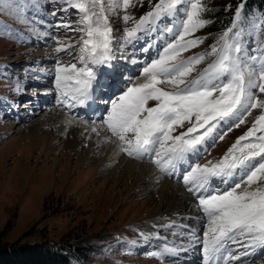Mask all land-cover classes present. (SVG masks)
Listing matches in <instances>:
<instances>
[{"label": "rangeland", "instance_id": "1", "mask_svg": "<svg viewBox=\"0 0 264 264\" xmlns=\"http://www.w3.org/2000/svg\"><path fill=\"white\" fill-rule=\"evenodd\" d=\"M18 2L27 9L23 16L35 23H25L16 12L0 10V20L4 23V29L0 31L3 32L0 34V71L7 69L6 73L10 74V77L0 75V132L7 131V136L0 140V244L46 241L88 244L92 246L93 251L82 264H203L202 240L207 218L200 214V220L187 222L189 215L199 213L187 208L184 212L181 211L180 215H173L176 212L173 211L175 206L180 202L192 200L196 202V207L199 206L197 197L187 190L183 175L192 167L208 165L209 162L215 164L224 158L237 139L252 127L261 110L253 109L250 114L245 115V122L239 127L233 126L231 121L222 122L213 132L214 139L204 143L209 141L207 150L199 149L189 154L175 170L162 172L153 162L156 159L155 151L140 158L130 157L120 151V141L103 123L110 103H101V98H97L93 104L98 107L90 112V117L80 116L77 107L69 108L57 103V62L64 65L78 62L77 42L81 33L57 28L56 25L64 21L74 28L80 18L78 10L69 8L59 0H39V7H34L31 0L28 3L26 0ZM101 2L112 28L113 52H119L126 57L132 52L131 46L137 40L132 44H125V30L132 28L135 21H138L146 10L153 8L158 0H131V6L127 9L119 6L120 0ZM202 2L208 9L204 18L211 22L185 37L202 42L183 51L178 59L187 61L201 54H205V59L194 65V70L185 78L186 81L196 79L216 59L214 55L207 54L217 45L224 32L215 34L210 29L219 8L234 9L229 15L231 22L228 29L232 28L236 10L240 8V18L233 33H240L237 39L248 50L249 55L253 54V48H259L258 41L264 39V29L258 27L263 19L257 13H243V1ZM65 8H68V11H64ZM53 13L56 15L53 16ZM124 15L133 19L126 23L123 20ZM175 23L179 25L180 19ZM167 27H172V23L166 20L159 22L151 31V40L146 38L147 32L139 33V39L149 40L151 57L149 54L148 58L141 59L135 75L131 76L126 71V75L119 76L121 81L117 85L120 91L113 96L108 94L103 100L110 102V99L118 97L130 84L144 82L145 78L140 75L142 69L152 60L158 59L168 43L174 42L178 35V29L168 33L165 31ZM211 36L215 37L214 40L206 41ZM57 41L74 45L69 49L71 54L68 51L57 53L55 49L61 46ZM132 58L138 60L137 57ZM159 86L165 90H173L166 83ZM255 95L257 99L264 100V93L256 91ZM154 103L149 101V106H154ZM56 112L64 119L80 122L82 126L93 124L95 131H100L98 134L102 137L101 141L95 138L96 135L88 139L81 136L75 148L67 149V144L63 143L66 135L57 133L58 126H54L57 117L52 114ZM94 114L98 116L97 119L93 118ZM44 121L49 122L47 126H42ZM33 125H38L36 134L22 130ZM189 126L191 125L185 122L183 127H176L171 135H180L186 132ZM28 134L35 136L32 135L31 140L26 139ZM218 134L224 138L219 139ZM38 135L40 138L37 140ZM256 135L261 133L257 132ZM107 144L112 149L108 148ZM91 152L96 155H91ZM65 155L67 158L61 159ZM128 159L136 164L143 163L148 166L140 173L138 168L124 172L130 163ZM60 161L62 164H57ZM182 165L184 169L179 171L183 168ZM239 179L240 177L235 182ZM235 182L224 184L221 180L217 181L213 183V190H227L234 186ZM100 184L101 190L95 191ZM169 187L171 195L167 194L170 195L167 197L164 192ZM142 190L146 193H141ZM151 190L155 192L149 193ZM177 194L178 199L174 202ZM193 233L199 237L201 243L196 242ZM145 236L150 238L145 239ZM165 245L176 247L179 256L151 255L154 251L163 252ZM195 245L198 247L194 248ZM181 246L187 251H183ZM229 251L235 255L243 249L238 248L236 244H230ZM242 260L243 264H264V254L258 253L251 259L242 257Z\"/></svg>", "mask_w": 264, "mask_h": 264}, {"label": "snow or ice", "instance_id": "2", "mask_svg": "<svg viewBox=\"0 0 264 264\" xmlns=\"http://www.w3.org/2000/svg\"><path fill=\"white\" fill-rule=\"evenodd\" d=\"M59 2L78 10L80 18L74 28L64 21L56 27L78 31L81 36L77 42L78 62L67 65L57 62V103L69 108L90 107L97 97L101 98V103H110L103 123L120 141V151L128 156L140 158L155 151L153 162L162 172L175 170L189 154L197 152L207 140L214 139L213 132L221 122L231 121L233 126L239 127L245 122V115L253 109L261 110L252 127L237 139L224 158L215 164L209 162L192 167L183 175V182L197 197L199 208L207 218L202 240L203 264H221V261L223 264H243L242 257L251 259L258 253L264 254V100L255 95L256 91L264 93V47L253 50L256 55H249L237 39L240 33H233L240 18V8L236 10L232 28L222 33L217 45L207 54L216 59L196 79L186 81L194 65L205 59V54L187 61L178 58L183 51L202 42L185 37L211 22L204 18L208 9L202 0H158L151 11L125 30L124 43L132 44L139 39V33L152 31L165 20L172 23L165 31L172 33L178 29V35L158 59L142 69L143 83L130 84L109 102L103 100L101 94L110 87L105 70L113 67L116 57L112 28L102 2ZM31 3L39 7V0H31ZM119 6L127 9L131 0H120ZM0 10L16 12L25 23H35L23 16L27 9L18 0H0ZM178 18L179 25L175 23ZM131 19V16H123L126 23ZM258 27L264 29V20ZM57 43L61 45L55 49L57 53L68 51L71 54L69 49L74 45L64 41ZM165 83L173 90L159 86ZM149 101L155 102L154 106H149ZM185 122L191 125L187 131L172 136L175 128L183 127ZM257 132L261 135L257 136ZM223 138V135L219 136V139ZM237 175L240 179L234 186L224 191L213 190L215 179L228 184ZM192 235L197 243H201L195 233ZM149 238L145 236V239ZM230 244H236L243 251L233 255L229 251ZM151 255L178 257L179 250L165 245L163 252L154 251Z\"/></svg>", "mask_w": 264, "mask_h": 264}, {"label": "trees", "instance_id": "3", "mask_svg": "<svg viewBox=\"0 0 264 264\" xmlns=\"http://www.w3.org/2000/svg\"><path fill=\"white\" fill-rule=\"evenodd\" d=\"M241 1L243 13H257L264 20V0ZM231 11H234L232 7L227 10L218 9L210 26L211 32L216 34L228 29ZM214 38L211 36L206 41L211 42ZM258 45L259 48L263 47L264 39H260ZM92 251V246L88 244L80 245L66 241L0 244V264H82L90 257Z\"/></svg>", "mask_w": 264, "mask_h": 264}, {"label": "bare ground", "instance_id": "4", "mask_svg": "<svg viewBox=\"0 0 264 264\" xmlns=\"http://www.w3.org/2000/svg\"><path fill=\"white\" fill-rule=\"evenodd\" d=\"M4 29V23H2V21L0 20V31H2ZM157 30V29H156ZM146 38L147 39H150L151 37H153V34L151 35L150 33H149V35H147L146 34ZM149 37V38H148ZM145 41H147V40H144V39H142V42H139V44L138 45H133V46H131V49H134V47H136V46H143V43L145 42ZM150 48V47H149ZM148 48V49H149ZM121 51V50H120ZM121 54V53H120ZM149 57V55H147V57L146 58H148ZM121 64V67L122 68H125V64L123 65V62H121L120 63ZM138 65V64H137ZM126 69V68H125ZM6 70L7 69H3V71H1V73H0V75H2V76H5V77H7L8 75H10V74H7L6 73ZM123 69H121L120 71H122ZM119 72L117 71V72H115V74L112 76V78H115L116 80H118L119 79ZM133 76V75H132ZM9 77V76H8ZM132 79V78H131ZM108 80V79H107ZM109 80H110V77H109ZM111 85V84H110ZM120 90L118 89V87L116 88H114L113 90H112V96H113V94L114 93H118ZM33 104H35V102L33 103ZM35 106V105H34ZM98 107V106H97ZM87 108V110H79V112H78V114H80V116H86V117H90V111H92V110H94L95 109V107H93V106H90V107H86ZM88 112V113H86V114H84L83 112ZM35 113V112H34ZM53 113V112H52ZM57 113V112H56ZM52 114V116H55V117H57V119H56V121H54V126H58L57 127V133L59 132V133H61V134H64V135H66V137H65V139H63V143L64 144H67V146H66V148L67 149H69V148H75L77 145H78V143H77V140H78V138H80L81 136L83 137V139H88L89 137H94V135H96L95 136V138H98V140H99V142L101 141V138L102 137H99V130H97V131H93V124H89L88 123V125H86V126H82V125H80L81 123L80 122H76V121H74V120H70V119H64V117L62 116V115H60V114ZM92 114V113H91ZM100 116V115H99ZM85 117V118H86ZM48 123L49 122H46V121H44L43 123H41L42 124V126H47L48 125ZM222 123V122H221ZM52 124V123H51ZM39 125V124H38ZM37 125V126H38ZM78 125H80V126H78ZM37 126H35V125H33L32 127H27V128H24V129H22V130H28L29 131V133H32V132H35V130H36V127ZM50 126V125H49ZM40 127V126H39ZM107 129V128H106ZM108 130V129H107ZM49 132V131H48ZM93 132V133H92ZM99 133V134H98ZM35 134H36V132H35ZM35 134H28L25 138L26 139H30L31 140V136L32 135H34L35 136ZM48 135V134H47ZM7 136V131H2V132H0V140L1 139H3V138H5ZM38 137L40 138V136L38 135L37 136V140H38ZM49 137V136H48ZM42 139H43V137H41ZM52 140V139H51ZM34 141V140H33ZM30 143V142H29ZM49 143V142H48ZM89 144H90V142H89ZM98 144V143H97ZM83 146V145H82ZM107 147L108 148H110V145L109 144H107ZM79 148V147H78ZM80 148H82V147H80ZM115 149H116V147H114ZM110 149H112V148H110ZM109 151V150H108ZM117 151V150H116ZM110 152V151H109ZM96 153H98V152H96ZM106 153V152H105ZM68 154V153H67ZM96 155L95 154V152H91V155ZM69 156V155H68ZM63 158H67L66 157V155L65 156H63V157H61V159H63ZM78 158V157H77ZM82 159V158H81ZM57 160H59L58 158H57ZM129 161H130V163L129 164H127V166H126V168H125V170H124V172L126 171V170H136L137 168H138V173H140L142 170H145L146 168H147V166H148V164H143V163H139V164H136L135 162H132L130 159H128ZM53 161V160H52ZM56 162V161H55ZM57 164H62L61 163V161L60 162H58ZM65 164V163H64ZM68 164V163H67ZM135 166H137V167H135ZM184 166V165H183ZM183 169H184V167H183ZM120 180L119 181H121V177L119 178ZM235 179H236V177H234L233 179H231V180H229V182L230 181H235ZM114 180H115V178H114ZM219 179H215L214 181H213V183H215V182H217ZM117 181V180H116ZM120 183V182H119ZM119 183H118V185H119ZM102 184H100L99 185V187H97L96 189H95V191H100L101 189V186ZM121 185V184H120ZM111 186V185H110ZM109 186V187H110ZM49 189V187H47V190ZM100 189V190H99ZM94 190V189H93ZM109 190V189H108ZM104 192V191H103ZM121 192V191H120ZM153 192H155L154 190H151L149 193H153ZM118 193V192H117ZM141 193H146V191L145 190H142V192ZM149 193H147V195L149 194ZM171 192H170V187H169V189L166 191V192H164V195L165 196H167V197H169L171 194H170ZM167 194H170L169 196L167 195ZM178 199V194L176 195V197L174 198V202L176 201ZM152 203H154L153 201H152ZM195 204H196V202L195 201H192V200H189V201H185V202H180L179 203V205L178 206H175V208H174V210L173 211H176L175 212V214H173V215H180V212L182 211V212H184V210L187 208V209H190L191 211H198L199 213H196L194 216L192 215H189L188 216V218H187V222H191L193 219H196V221L197 220H200V214H201V216H202V214L203 213H201V211L199 210L200 208H199V206L198 207H196L195 206ZM173 215H171V217L173 216ZM185 217H186V215H185ZM198 246H196L195 245V247L194 248H197ZM195 251V250H194ZM196 252H198V250H196ZM194 258H196V256L194 257ZM195 261V260H194Z\"/></svg>", "mask_w": 264, "mask_h": 264}]
</instances>
